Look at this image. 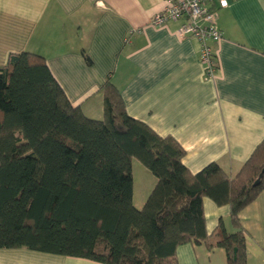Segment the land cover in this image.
<instances>
[{
  "label": "trees",
  "instance_id": "obj_1",
  "mask_svg": "<svg viewBox=\"0 0 264 264\" xmlns=\"http://www.w3.org/2000/svg\"><path fill=\"white\" fill-rule=\"evenodd\" d=\"M101 91L103 116L88 118L43 56L11 53L0 65V248L176 264L177 246L192 242L246 264L239 213L264 189V139L233 177L216 163L192 174L174 138L130 117L110 80ZM134 159L156 180L141 208L132 202ZM204 197L229 207L233 232L219 220L207 233Z\"/></svg>",
  "mask_w": 264,
  "mask_h": 264
},
{
  "label": "crops",
  "instance_id": "obj_2",
  "mask_svg": "<svg viewBox=\"0 0 264 264\" xmlns=\"http://www.w3.org/2000/svg\"><path fill=\"white\" fill-rule=\"evenodd\" d=\"M165 0H0V65L9 54L44 57L72 106L103 116L102 85L119 91L126 113L184 149L195 174L209 163L233 177L264 139V0H227L216 22L215 74L205 77L200 44L179 38V21L151 25ZM85 53L90 60L84 59ZM141 175L144 173L140 172ZM153 177V176H152ZM156 180L138 181L141 208ZM149 184V185H148ZM210 233L229 207L202 200ZM246 264H264V189L239 213ZM176 264H226L224 250L192 242L177 246ZM0 264H102L26 248H0Z\"/></svg>",
  "mask_w": 264,
  "mask_h": 264
},
{
  "label": "built area",
  "instance_id": "obj_3",
  "mask_svg": "<svg viewBox=\"0 0 264 264\" xmlns=\"http://www.w3.org/2000/svg\"><path fill=\"white\" fill-rule=\"evenodd\" d=\"M162 10L157 12L151 25L162 27L168 21H179L175 33L179 38L193 37L200 44V61L205 77L215 74L214 44L222 39V32L217 25L216 15L220 8L227 5V0H165Z\"/></svg>",
  "mask_w": 264,
  "mask_h": 264
},
{
  "label": "rangeland",
  "instance_id": "obj_4",
  "mask_svg": "<svg viewBox=\"0 0 264 264\" xmlns=\"http://www.w3.org/2000/svg\"><path fill=\"white\" fill-rule=\"evenodd\" d=\"M131 166H132V174H133L134 181H135L134 202L137 205L138 204V201H137L138 200V195H137L138 181H140L142 184L149 183V180L151 179L153 180V177L150 174V172L137 159H134L132 161ZM140 172L144 173V175H141Z\"/></svg>",
  "mask_w": 264,
  "mask_h": 264
},
{
  "label": "water",
  "instance_id": "obj_5",
  "mask_svg": "<svg viewBox=\"0 0 264 264\" xmlns=\"http://www.w3.org/2000/svg\"><path fill=\"white\" fill-rule=\"evenodd\" d=\"M264 174V168H262V170H261V172H260V174H259V177L261 176V175H263ZM258 181V180H257ZM256 181V182H257Z\"/></svg>",
  "mask_w": 264,
  "mask_h": 264
}]
</instances>
